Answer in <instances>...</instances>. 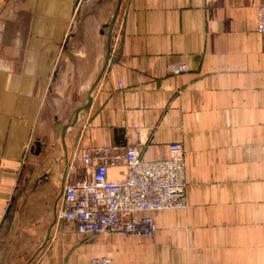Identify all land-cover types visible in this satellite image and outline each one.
<instances>
[{
  "label": "crops",
  "instance_id": "obj_1",
  "mask_svg": "<svg viewBox=\"0 0 264 264\" xmlns=\"http://www.w3.org/2000/svg\"><path fill=\"white\" fill-rule=\"evenodd\" d=\"M263 2L121 0L110 28L119 0H0V264H264ZM172 143L188 208L153 213L152 238L89 240L65 222L68 238L37 245L4 234L33 187L59 183L55 213L84 147L154 161Z\"/></svg>",
  "mask_w": 264,
  "mask_h": 264
},
{
  "label": "built area",
  "instance_id": "obj_2",
  "mask_svg": "<svg viewBox=\"0 0 264 264\" xmlns=\"http://www.w3.org/2000/svg\"><path fill=\"white\" fill-rule=\"evenodd\" d=\"M257 32L264 36V2L258 8ZM185 66L174 67L176 73ZM80 177L64 186L58 221L73 224L85 236L112 233L152 238V214L188 208L184 147L169 145V157L147 161L134 146L110 144L84 147L79 156ZM121 170V178H112ZM84 264H115L94 256Z\"/></svg>",
  "mask_w": 264,
  "mask_h": 264
},
{
  "label": "rangeland",
  "instance_id": "obj_3",
  "mask_svg": "<svg viewBox=\"0 0 264 264\" xmlns=\"http://www.w3.org/2000/svg\"><path fill=\"white\" fill-rule=\"evenodd\" d=\"M104 30H107L106 25L103 27ZM55 115L50 116V134L53 131V124L51 120L54 119ZM56 116L61 118H69L68 115H58ZM75 116H72V121ZM71 121V122H72ZM58 129V128H57ZM61 131L58 130V135ZM59 141H55L56 143ZM39 187H33L31 190H27V193L23 195V198L20 201L21 196L15 201L12 211L9 213V218H7L6 225L4 228V234L10 233V238H17L18 244H23L29 240L33 244L37 245L41 241L46 240V238H68L69 233L66 225L63 222H59L57 218V213L60 209V203L57 205L56 211L54 213V200L59 192V183L54 190L53 195L45 196L42 193ZM111 235V234H102ZM117 235V234H116ZM81 236V235H80ZM99 236H85L80 238H88L89 240H96L97 238L103 237ZM120 238H123L122 235Z\"/></svg>",
  "mask_w": 264,
  "mask_h": 264
},
{
  "label": "water",
  "instance_id": "obj_4",
  "mask_svg": "<svg viewBox=\"0 0 264 264\" xmlns=\"http://www.w3.org/2000/svg\"><path fill=\"white\" fill-rule=\"evenodd\" d=\"M120 3H121V0H119V3H118V5H117V10H116V13L114 14L113 20H112V22H111V24H110V28H113V27H114V24H115L116 18H117V16H118V13H119V10H120ZM70 126H72V124H71ZM62 194H63V189H62L61 194H60V196L58 197L57 201H60V200H61V198H62ZM57 203H59V202H57Z\"/></svg>",
  "mask_w": 264,
  "mask_h": 264
}]
</instances>
